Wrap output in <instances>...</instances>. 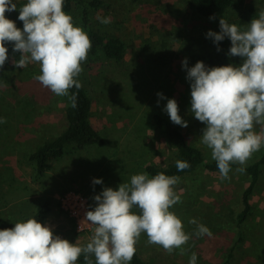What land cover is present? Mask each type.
<instances>
[{"label":"rangeland","instance_id":"374dc122","mask_svg":"<svg viewBox=\"0 0 264 264\" xmlns=\"http://www.w3.org/2000/svg\"><path fill=\"white\" fill-rule=\"evenodd\" d=\"M91 1L73 2L75 25L89 33V24L83 21L88 10L91 25L126 44L124 61L116 64L102 54H88L77 77L93 100L92 121L105 138V146L79 150L70 145L64 157L50 162L44 173L38 174L29 157L65 129L69 99L56 96L34 79L40 74L38 63L16 68L13 60H19L21 53L13 52L11 43L5 45L9 59L0 68V117L6 119L0 124V219L24 222L48 204L50 212L43 224L51 226L54 235L81 244L88 242L92 228L79 231L61 210L59 198L76 192L84 195L94 210V197L104 188L117 190L121 183L130 182L132 175L147 173L148 166L166 167L174 152L157 133L153 116L161 113L170 119L165 111L168 99L176 100L179 115L188 123L186 128L177 126L205 152L206 162H213L211 150L200 143L206 125L191 112V81L182 61L187 59L188 68L198 61L206 68L239 66L242 62L241 57L228 55L229 38L212 46L214 40L207 33L220 31L221 18H202L190 0H98L101 5L97 9L88 5ZM13 2L19 9L27 0ZM261 10L264 0H238L222 18L243 31ZM98 15L110 17L111 23L102 24ZM18 16V10L6 13L23 29ZM205 41L211 43L210 52L202 55L199 47ZM262 127L255 125L254 130L260 132ZM263 155L264 147L244 167ZM233 165L228 179L222 180L220 173L205 168L180 179L174 188L182 202L170 211L182 220L191 239L183 246V254L181 249L169 254L158 245L148 244L147 235L142 234L136 248L146 264H188L192 253L197 254V264H264V169L251 201L252 215L239 225L237 218L249 177L236 170L240 165ZM94 179L102 183L93 184ZM133 211L139 213L137 208ZM190 219L208 227L212 236L197 237L196 225L190 224ZM92 260L95 264L94 257Z\"/></svg>","mask_w":264,"mask_h":264},{"label":"clouds","instance_id":"9594fccd","mask_svg":"<svg viewBox=\"0 0 264 264\" xmlns=\"http://www.w3.org/2000/svg\"><path fill=\"white\" fill-rule=\"evenodd\" d=\"M65 0H27L19 9L13 0H0V68L9 59L6 43L13 44V52L21 53L13 60L16 68L23 69L38 63L40 74L34 79L56 96L68 97L75 108L77 96L69 94L82 84L77 79L83 72L92 48L89 35L73 23V17L64 11ZM19 11L18 19L23 29L6 13ZM97 19L102 24L111 23L110 17ZM214 19V17H210ZM220 31H208L207 36L219 43L229 38L228 55L241 57L239 66L229 64L206 68L202 61L188 68L187 59L182 65L191 81V112L195 119L205 124L200 143L211 150L220 179H228L231 165L243 173L254 153L264 147V127L255 131V125L264 126V10L253 18L246 30L226 19L219 20ZM219 51L220 49L217 48ZM164 99L162 93L157 94ZM165 111L171 122L187 127L179 115L175 99H168ZM6 119L0 117V124ZM178 171L190 167L187 161L177 160ZM180 181L176 175L163 172L149 176L134 174L130 182H123L117 190L111 187L94 197V210L85 213L80 222L92 228L86 244L75 243L54 235L51 226L35 218L16 222L12 228L0 230V264H77L83 256L86 264H130L142 234L147 243L158 245L167 253L181 249L192 234L184 231L182 220L170 209L182 202L174 186ZM94 179L93 184H101ZM139 209V213L133 211ZM195 235L212 236L205 225L195 219ZM188 264H197V254L192 253Z\"/></svg>","mask_w":264,"mask_h":264},{"label":"trees","instance_id":"16d2710c","mask_svg":"<svg viewBox=\"0 0 264 264\" xmlns=\"http://www.w3.org/2000/svg\"><path fill=\"white\" fill-rule=\"evenodd\" d=\"M76 0H65L64 11L72 14L74 9L73 2ZM238 0H190V5L195 12L204 19L215 20L224 17L231 8H233ZM83 3V2H82ZM92 8H99L101 2L93 0L88 4ZM89 11L85 10L83 21L89 24V37L91 39L92 48L89 51L91 57L102 54L108 61L121 63L126 57V44L117 36H108L90 24ZM214 17V19H210ZM75 25V21L73 19ZM217 43H212L215 47ZM211 46L209 41L203 42L199 50L203 55L205 51L210 52L208 47ZM230 46V45H229ZM211 48V47H210ZM69 94H76V107L73 108L69 101V105L65 109L66 127L61 133L54 138L46 140L34 152L31 153L29 160L34 163L38 174H43L48 164L58 160L66 154V149L70 145H74L79 150H83L90 146H105V138L101 135L98 128L92 121L93 100L88 91L82 86L80 89L73 87L69 90ZM153 122L159 136L165 140L167 145L173 150L174 157L169 160L166 167H158L155 165L146 168L149 176H154L160 172L166 175H176L181 178L188 177L201 168H205L209 172L219 173V169L215 161L206 162L205 152L196 144L191 142L185 132H183L176 124L164 114L156 113L153 116ZM183 160L190 164V167L184 171H178L176 161ZM234 165H231L233 168ZM264 169V155L257 162L245 167V173L249 177V186L245 189L242 197L243 209L238 215L237 221L239 225L245 223L252 215L251 201L255 196L256 190L260 184ZM50 212L48 204L41 206L33 218L42 224L47 214ZM15 223L7 219H0V230L12 228ZM243 239H240L242 242ZM232 257V256H231ZM92 259V258H91ZM77 264H86L83 256L79 258ZM130 264H146L141 258L140 253L136 251Z\"/></svg>","mask_w":264,"mask_h":264},{"label":"built area","instance_id":"2783aa9c","mask_svg":"<svg viewBox=\"0 0 264 264\" xmlns=\"http://www.w3.org/2000/svg\"><path fill=\"white\" fill-rule=\"evenodd\" d=\"M61 210L67 214L80 229V222L84 219L85 213L91 210L88 201L84 195L76 192H68L59 198ZM91 227L82 226L79 231L89 230Z\"/></svg>","mask_w":264,"mask_h":264}]
</instances>
